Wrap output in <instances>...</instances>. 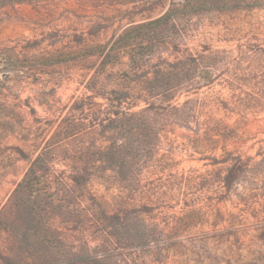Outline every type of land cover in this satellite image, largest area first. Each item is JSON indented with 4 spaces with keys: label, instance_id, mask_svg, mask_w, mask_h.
<instances>
[{
    "label": "rangeland",
    "instance_id": "1",
    "mask_svg": "<svg viewBox=\"0 0 264 264\" xmlns=\"http://www.w3.org/2000/svg\"><path fill=\"white\" fill-rule=\"evenodd\" d=\"M106 3L0 0V264H264L257 216L264 170L251 179L252 185L239 184L231 192H224L216 182L202 183L199 176L224 168L212 160L227 153L250 157V164L264 157V105L243 116L222 118L218 125L222 136L207 135V109L196 116L197 133L181 127L161 133L139 175V186H134L135 200H112L117 190L96 184L88 189L104 200L74 198L81 189H74L73 199H67L66 186L53 183L52 172L38 187L45 200L11 199L28 168L17 150L34 157L84 92L79 84L84 70L69 62L72 57L65 51L72 35L101 24L98 44L104 45L126 27L127 20L118 14L141 11L160 16L173 3L174 26L160 33L182 48L194 53L203 46L224 50L230 64L239 46L244 50L245 44L256 42L264 48V0ZM124 68L117 65L113 71L120 73ZM227 95L215 83L189 99ZM185 99L181 95L177 102ZM190 127L195 129L193 123ZM53 167L62 169L58 164ZM172 175L193 177L195 183L178 185L168 180ZM100 213L111 216L108 238L93 228Z\"/></svg>",
    "mask_w": 264,
    "mask_h": 264
},
{
    "label": "trees",
    "instance_id": "2",
    "mask_svg": "<svg viewBox=\"0 0 264 264\" xmlns=\"http://www.w3.org/2000/svg\"><path fill=\"white\" fill-rule=\"evenodd\" d=\"M92 1L112 5L113 0ZM172 6L173 3L165 13L154 17L151 12L141 11L118 14L119 19L127 20L126 27L104 45L98 44L101 24L69 37L65 51L72 57L68 61L84 70L79 80L84 92L72 102L40 150H35L34 157L17 150L28 168L11 199L27 196L45 200L38 187L52 172L51 181L66 186L67 199H73L74 189H81L74 198L104 200L88 189L96 184L107 191L116 189L118 194L112 200H135L134 186H139V175L154 154L161 133L175 127L197 133L200 123L196 116L207 109V135L222 136L218 130L222 118L242 115L264 105L263 46L256 42L245 44L244 50L239 46L231 64L224 50L213 51L203 46L194 53L182 48L175 39L160 33L174 26L177 17ZM102 10L108 13L105 7ZM170 57L173 61H169ZM123 58L125 62L121 61ZM117 65L125 67L122 72L113 71ZM215 83L228 91L227 98L189 99L200 88H210ZM245 87L251 93L244 91ZM181 95L186 99L179 103ZM215 115L221 118L215 119ZM213 122L216 126L210 128L208 123ZM192 123L195 129L190 127ZM251 160L231 153L213 159L214 165L222 164L224 168L199 175L200 182H216L224 192H231L239 184L252 185L251 179L264 170V157L253 164ZM55 164L62 169L57 172ZM192 178L172 175L168 180L189 186L195 183ZM262 198L257 216L259 237L264 241V194ZM109 219L111 216L100 213L93 224L105 238L111 236Z\"/></svg>",
    "mask_w": 264,
    "mask_h": 264
}]
</instances>
